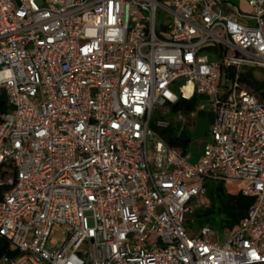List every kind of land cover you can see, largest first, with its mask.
Masks as SVG:
<instances>
[{"label":"built area","instance_id":"1","mask_svg":"<svg viewBox=\"0 0 264 264\" xmlns=\"http://www.w3.org/2000/svg\"><path fill=\"white\" fill-rule=\"evenodd\" d=\"M246 2L0 0V264H264V0ZM195 95L176 119L216 117L194 162L160 129ZM207 180L255 198L224 242L187 227Z\"/></svg>","mask_w":264,"mask_h":264},{"label":"rangeland","instance_id":"2","mask_svg":"<svg viewBox=\"0 0 264 264\" xmlns=\"http://www.w3.org/2000/svg\"><path fill=\"white\" fill-rule=\"evenodd\" d=\"M239 2L245 9H249L243 4V0H232ZM256 73L264 74L263 69H257ZM221 79L218 80V90L221 95L225 92V85L221 84ZM232 82L229 84L231 88ZM4 96H7L4 91ZM206 101V97L199 96V101ZM189 116V115H188ZM216 117V112L208 108L204 111H198L196 116L191 119L190 123L178 121L174 115L172 120L177 125V131L186 130L192 143L190 148L196 151L201 143L207 139L208 128L210 123H213ZM149 152H152L153 143L148 142ZM208 192L201 195L200 199L193 201L194 209L191 213H187V227L192 231H200L204 225L212 226L218 233L217 239L224 242L233 230L237 227L240 220L248 213V209L254 203L255 198L244 194L242 188L243 183L240 181H206ZM194 220V221H193ZM235 224H234V223ZM69 228L67 225L57 224L49 236L47 248L55 250L62 245L67 239Z\"/></svg>","mask_w":264,"mask_h":264},{"label":"trees","instance_id":"3","mask_svg":"<svg viewBox=\"0 0 264 264\" xmlns=\"http://www.w3.org/2000/svg\"><path fill=\"white\" fill-rule=\"evenodd\" d=\"M252 74V71H251ZM257 93L262 94V91H259V87H257ZM199 102V96L195 95L188 100H183L179 104L175 105L171 112L167 115L169 119H171V123L167 128L160 129V132L164 139L172 146L178 147L183 151H187L192 139L189 133L186 130H182L180 132L177 131V125L172 120V116L174 112L178 110L191 111L193 110ZM10 109L6 96L3 93H0V123L2 121V116L5 112ZM7 186H0V197H2L4 190ZM234 223V222H233ZM235 224V223H234Z\"/></svg>","mask_w":264,"mask_h":264},{"label":"crops","instance_id":"4","mask_svg":"<svg viewBox=\"0 0 264 264\" xmlns=\"http://www.w3.org/2000/svg\"><path fill=\"white\" fill-rule=\"evenodd\" d=\"M16 1H17V2H20V0H16ZM243 4H244V6H246V2H245L244 0H243ZM1 93H4V90H2ZM189 123H190V122H189ZM211 124H212V123H210V126H211ZM210 126H209V128H208V131L210 130ZM208 140H209V132H208L207 139L201 143V145L199 146V148H198L196 151H194V150H192V149L190 148V146H191V144H190V146H189V148H188L187 151L191 152V154H192V161H194V162L197 161V159L199 158V156L202 154V152H203V150H204V146H205V144H206V142H207ZM191 143H192V142H191ZM207 193H209V192H207ZM197 199H200V198L198 197Z\"/></svg>","mask_w":264,"mask_h":264}]
</instances>
